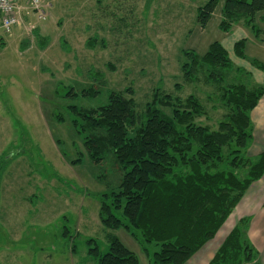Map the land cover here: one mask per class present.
<instances>
[{
  "label": "rangeland",
  "instance_id": "1",
  "mask_svg": "<svg viewBox=\"0 0 264 264\" xmlns=\"http://www.w3.org/2000/svg\"><path fill=\"white\" fill-rule=\"evenodd\" d=\"M44 2L45 18L23 13L0 45V264H96L89 242L106 253L110 235L148 264L154 244L123 226L107 228L100 218L122 171L112 153L97 163L91 159L85 132L73 123L80 119L73 107L102 105L110 90L127 88L140 111L157 90L195 94L206 108L198 121L216 127L227 110L204 76L184 80V51L203 55L219 41L235 66L252 75L253 60L264 62V12L256 15L255 29L239 21L224 31V0L205 26L199 10L207 0ZM244 38L245 58H239L234 46ZM89 85H100V91L82 94Z\"/></svg>",
  "mask_w": 264,
  "mask_h": 264
},
{
  "label": "trees",
  "instance_id": "2",
  "mask_svg": "<svg viewBox=\"0 0 264 264\" xmlns=\"http://www.w3.org/2000/svg\"><path fill=\"white\" fill-rule=\"evenodd\" d=\"M219 1L207 0L200 8L202 26ZM259 12H264V0H224L220 27L230 31L244 21L255 29ZM93 42L88 41L92 46ZM245 42L244 38L235 43L239 58H245ZM184 55V80L199 82L204 76L227 110L216 127L198 121L206 108L195 94L176 97L157 90L140 111L127 88L110 90L102 105L73 107L80 115L73 123L85 132L91 159L97 163L112 153L122 171L119 189L103 201L100 218L107 228L123 226L137 239L139 233L145 243L154 244L157 249L150 264H185L215 238L250 186L264 176V151L248 153L253 138L251 112L264 95V83H254L246 69L235 66L219 41L203 55L194 50ZM252 65L264 72V62L255 59ZM234 70L237 76L231 75ZM241 74L250 81L240 79ZM99 84L105 85V80ZM100 85H89L81 93L94 96ZM1 168L2 164L0 179ZM250 222L249 216L239 219L208 264H261L249 237ZM89 243L96 264H140L136 252L116 235L109 236L106 253L94 240Z\"/></svg>",
  "mask_w": 264,
  "mask_h": 264
},
{
  "label": "crops",
  "instance_id": "3",
  "mask_svg": "<svg viewBox=\"0 0 264 264\" xmlns=\"http://www.w3.org/2000/svg\"><path fill=\"white\" fill-rule=\"evenodd\" d=\"M251 72L253 77H257V83H264V72L262 70L255 68ZM251 118L253 123V138L248 148V153L254 156L264 151V95L251 112ZM234 214L236 216L234 217L233 223L221 235L222 229ZM245 216L251 217L249 237L260 253L259 258L261 264H264V176L250 186L245 196L215 238L206 243L185 264H208L238 220ZM150 261L148 264H150Z\"/></svg>",
  "mask_w": 264,
  "mask_h": 264
},
{
  "label": "built area",
  "instance_id": "4",
  "mask_svg": "<svg viewBox=\"0 0 264 264\" xmlns=\"http://www.w3.org/2000/svg\"><path fill=\"white\" fill-rule=\"evenodd\" d=\"M30 11H34L39 18H45L44 0H0V37L10 34L21 23L23 13Z\"/></svg>",
  "mask_w": 264,
  "mask_h": 264
},
{
  "label": "bare ground",
  "instance_id": "5",
  "mask_svg": "<svg viewBox=\"0 0 264 264\" xmlns=\"http://www.w3.org/2000/svg\"><path fill=\"white\" fill-rule=\"evenodd\" d=\"M236 216V214H234L231 218H230V220H229V222L227 223V225L222 229V231H221V235H222V233H225L226 232V230L230 227V225L233 223V220H234V217ZM221 235H219V237H221Z\"/></svg>",
  "mask_w": 264,
  "mask_h": 264
}]
</instances>
